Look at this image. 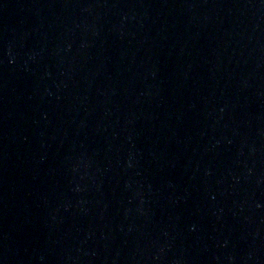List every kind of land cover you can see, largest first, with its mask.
<instances>
[{
	"label": "water",
	"instance_id": "water-1",
	"mask_svg": "<svg viewBox=\"0 0 264 264\" xmlns=\"http://www.w3.org/2000/svg\"><path fill=\"white\" fill-rule=\"evenodd\" d=\"M0 264H264V0H0Z\"/></svg>",
	"mask_w": 264,
	"mask_h": 264
}]
</instances>
